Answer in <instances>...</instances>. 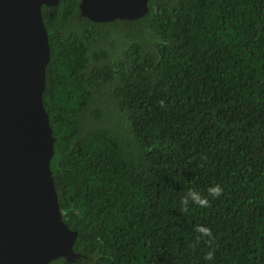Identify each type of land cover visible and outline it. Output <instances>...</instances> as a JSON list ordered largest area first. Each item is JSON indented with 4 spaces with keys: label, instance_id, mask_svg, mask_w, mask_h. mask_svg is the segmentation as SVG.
Returning a JSON list of instances; mask_svg holds the SVG:
<instances>
[{
    "label": "trees",
    "instance_id": "trees-1",
    "mask_svg": "<svg viewBox=\"0 0 264 264\" xmlns=\"http://www.w3.org/2000/svg\"><path fill=\"white\" fill-rule=\"evenodd\" d=\"M148 3L110 23L80 17V0L41 8L50 170L74 264H264V0ZM108 34L115 46L97 49ZM192 189L211 206L182 212Z\"/></svg>",
    "mask_w": 264,
    "mask_h": 264
},
{
    "label": "water",
    "instance_id": "water-1",
    "mask_svg": "<svg viewBox=\"0 0 264 264\" xmlns=\"http://www.w3.org/2000/svg\"><path fill=\"white\" fill-rule=\"evenodd\" d=\"M148 1L80 0V17L136 21L148 13ZM58 3L0 0V264L81 259L54 188V138L42 98L50 48L41 8Z\"/></svg>",
    "mask_w": 264,
    "mask_h": 264
},
{
    "label": "clouds",
    "instance_id": "clouds-1",
    "mask_svg": "<svg viewBox=\"0 0 264 264\" xmlns=\"http://www.w3.org/2000/svg\"><path fill=\"white\" fill-rule=\"evenodd\" d=\"M148 5H149V3H148ZM159 104L161 107L165 106L164 101H160ZM207 192H208L209 196H211L213 199H215V198H219L223 194V189L219 185H216L213 187H209L207 189ZM190 203L197 205L201 208L211 206L209 203L208 197L203 196L200 192H198L194 189L189 190L187 192V194L181 198V200H180L181 211L184 213H187L189 211ZM195 231L201 233L205 237H208L209 238L208 243L209 244L212 243V232L210 229L202 227V226H196ZM213 255H214L213 252H208L205 256V259H212Z\"/></svg>",
    "mask_w": 264,
    "mask_h": 264
},
{
    "label": "rangeland",
    "instance_id": "rangeland-1",
    "mask_svg": "<svg viewBox=\"0 0 264 264\" xmlns=\"http://www.w3.org/2000/svg\"><path fill=\"white\" fill-rule=\"evenodd\" d=\"M141 40H142L143 42H146L145 39L142 38V37H141ZM113 46H115V45H114V39H113V37H112L110 34H108V35L106 36L105 39H103V40H101V41L99 42V45H98V48H97V49L110 51V49H111ZM120 117H121V116H118V117H116L115 119H116L117 121H120V124L123 125V122H122V120H120ZM127 124H128V123H127Z\"/></svg>",
    "mask_w": 264,
    "mask_h": 264
}]
</instances>
